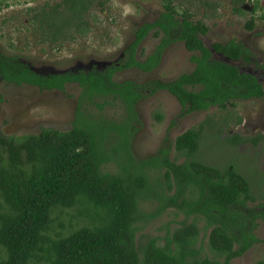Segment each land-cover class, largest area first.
Returning a JSON list of instances; mask_svg holds the SVG:
<instances>
[{
	"label": "trees",
	"instance_id": "16d2710c",
	"mask_svg": "<svg viewBox=\"0 0 264 264\" xmlns=\"http://www.w3.org/2000/svg\"><path fill=\"white\" fill-rule=\"evenodd\" d=\"M94 2L62 0L43 9L39 25L44 40L55 43L87 35L86 16ZM231 4L234 12L243 13L245 0ZM202 5L210 6L208 1ZM256 8L253 5L252 11ZM246 28H254L253 20ZM207 31L202 21H193L187 11L179 13L172 0H164V11L138 26L121 59L102 70L43 75L0 52V80L6 84L57 92L70 84L80 88L70 131L43 129L21 139L0 133V264H233L255 244L264 243L254 234L256 223L264 224V190L261 203L249 208L256 201L251 192L254 181L233 161L211 162L202 147L211 128L232 150L264 142L260 135L223 139V128L232 117L229 112L220 122L205 119L173 143L165 138L153 156L137 159L131 150L139 122L137 105L159 91L171 94L184 114L212 108L227 111L239 101L264 98L258 73L241 68L252 63L251 50L235 39L213 43L210 49L201 39ZM151 32L159 43L138 61L137 48ZM177 43L192 54L191 73L169 82L113 80L128 69L154 71L165 50ZM110 101L122 104L121 123L87 110L92 106L101 111ZM110 165L115 173L106 170ZM259 176L264 180V167ZM63 209L75 211L72 219L84 225L53 232V213ZM169 211L184 217L177 227L166 229L162 238L142 233L144 225ZM256 264H264V259Z\"/></svg>",
	"mask_w": 264,
	"mask_h": 264
},
{
	"label": "rangeland",
	"instance_id": "374dc122",
	"mask_svg": "<svg viewBox=\"0 0 264 264\" xmlns=\"http://www.w3.org/2000/svg\"><path fill=\"white\" fill-rule=\"evenodd\" d=\"M61 1L0 0V52L17 57L19 61L43 75L87 71L93 67L102 70L121 59L138 26L154 21L164 11V0H109L102 7L99 3L103 0H94L86 16L90 26L87 35L76 36L75 39L66 38L55 43L46 42L40 30L42 10L48 7L45 9L48 11ZM172 1L179 13L187 11L193 21H202L206 25L208 31L201 39L208 48L211 49L213 43H225L235 39L250 49L253 54L251 64L243 67L239 62L233 64L250 73H258L264 87V69L256 70L255 66V63L264 66V18L261 16H264V0L259 1V8L254 12L252 5L255 0H245L241 14L234 12L232 0ZM204 1H208L210 6L202 5ZM211 6L215 8L210 9ZM250 20L254 22L252 30L246 28ZM158 43L159 39L152 32L147 35L137 48V60L144 61ZM191 55L183 44H173L165 50L154 71L144 73L135 68L128 69L116 73L113 80L117 83L132 81L137 84L152 80L169 82L194 70L195 65L190 61ZM213 57L220 58L218 54ZM79 96L80 88L76 84H70L65 91L57 92L40 91L29 85H10L0 80V133L5 137L21 139L38 135L43 129L68 132L72 128ZM87 110L100 114L103 119L113 123H121L125 118L124 108L119 102L110 101L101 111L92 106ZM137 111L139 122L135 125L136 133L131 143L132 153L137 159L156 154L165 138L173 143L178 136L205 119L220 122L228 112L232 117L223 128V139L233 134L250 138L260 135L264 139V98L239 101L235 108L227 111L212 108L209 111L184 114L182 107L171 94L159 91L142 100L137 105ZM238 119L241 120L240 124ZM206 137L202 147L204 146V150L211 157V162L225 165L233 161L242 175L247 176L251 183L254 181L251 192L256 201L248 207H256L261 203L264 190V180L259 176L264 167V142L256 146L246 143L232 150L225 142L217 140L213 128ZM106 170L111 173L116 171L114 165L108 166ZM149 208L150 204L145 210L150 211ZM76 216L73 210H56L53 213L56 218L52 225L53 232L65 233L66 230H74L84 225L81 220L72 219ZM183 219L182 215L178 214L176 218L174 211H169L144 225L142 233L152 238H162L166 229L177 227ZM60 223L63 225L61 230L58 227ZM200 226H203V222ZM254 234L258 240H263L264 224L257 222ZM206 243L207 238L203 243L205 248ZM263 259L264 243L259 242L243 257L233 261V264H256Z\"/></svg>",
	"mask_w": 264,
	"mask_h": 264
},
{
	"label": "flooded vegetation",
	"instance_id": "af4514ba",
	"mask_svg": "<svg viewBox=\"0 0 264 264\" xmlns=\"http://www.w3.org/2000/svg\"><path fill=\"white\" fill-rule=\"evenodd\" d=\"M251 1H253V0H251ZM259 1L260 0H255V1H253V5H256V9H258L259 8ZM253 5H252V9H253ZM242 7H244V6H242ZM261 16H263V15H261ZM252 52V51H251Z\"/></svg>",
	"mask_w": 264,
	"mask_h": 264
}]
</instances>
